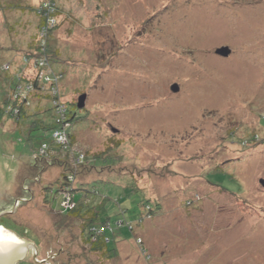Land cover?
<instances>
[{
	"label": "rangeland",
	"instance_id": "374dc122",
	"mask_svg": "<svg viewBox=\"0 0 264 264\" xmlns=\"http://www.w3.org/2000/svg\"><path fill=\"white\" fill-rule=\"evenodd\" d=\"M53 1L47 48L56 68L73 69L57 95L76 105L87 94L67 128L84 154L78 198L96 225L110 218L115 238L111 251L94 249L89 216L63 212L45 187L79 165L57 148L34 156L52 131L30 125L51 123L50 112L20 124L5 112L19 65L30 59L28 83L44 75L30 52L44 17L43 0H0V237L35 243L16 264H264V0ZM9 45L20 54L8 57ZM223 45L229 57L216 53ZM37 84L47 95L53 81ZM38 93H27L30 114L52 102ZM143 192L160 209L136 221Z\"/></svg>",
	"mask_w": 264,
	"mask_h": 264
},
{
	"label": "trees",
	"instance_id": "16d2710c",
	"mask_svg": "<svg viewBox=\"0 0 264 264\" xmlns=\"http://www.w3.org/2000/svg\"><path fill=\"white\" fill-rule=\"evenodd\" d=\"M39 32V30H38ZM38 45V44H37ZM35 49H37L38 51V47L36 46ZM32 52V51H31ZM35 52H32V54H34ZM47 55H48V60L49 61V66H52V68L54 67V64H53V57H52V54H51V51L48 49L47 51ZM15 65V64H14ZM25 67L26 66H18L16 69H15V73L14 75H11V79L9 77V88H10V93L8 92L7 94V97L5 99V106H7V104L12 101L14 106L18 109V113L15 114V119L17 120L18 124H20V120L22 117L26 118V119H30L32 117L36 118L39 114H43V113H46V112H50L51 114V117H52V122L51 123H48L47 121H45L44 119H38V120H33V122L31 123L30 126H32L33 129L31 130H34V129H42L43 131H48V130H51L53 132V130H56V129H59L61 128V124L59 122H57L58 118L60 117V115L57 113V109L55 108L54 105H52V103H44L43 106L44 108H40L39 109V113H31L29 112L30 110V107H26L24 106V103L25 101H27L26 99H24L23 102H21V99H22V96H19L18 98H16L15 100L12 99L13 97V90L16 89L20 84H23L24 83V80L22 79L21 77V74L23 73V71H25ZM50 69L51 70V73H50V76L54 78L55 75H58L59 76V80H58V83L65 77V75H63V71H57L56 69ZM61 74V75H59ZM35 81V82H34ZM34 81H31L34 86H35V90L38 91V95L37 96H40V100L43 98V96H46V98H49V100H52L51 98V93L48 91L47 92V95H43L40 93V90L38 88V84H37V79H34ZM59 86H60V83H59ZM17 91H20L17 89ZM35 91V92H36ZM61 91V90H60ZM33 94V93H32ZM63 93L61 92V95ZM12 97H11V96ZM64 95V94H63ZM28 96V95H27ZM45 98V97H44ZM43 98V100H44ZM12 99V100H11ZM29 102V97H28V101ZM32 104V103H31ZM66 105V111H63L65 114V117L67 118V121L70 122V126L69 128L74 127V122H75V118H76V112L70 108V105H72V107L76 106L75 104H72L71 102H68L66 101L65 103ZM72 109V110H71ZM34 114V115H33ZM69 133V139H70V145L71 147L67 148L65 151L68 152L67 154H70L72 153V149H75V144H74V138L75 136H73L74 134H71V132H68ZM47 143L48 144V147H49V150H50V153L52 150H55L56 148L59 150V151H63V149H61L62 147L59 146L54 138H52V134H51V137L48 138V137H43L40 142H39V145L42 144V143ZM74 151V150H73ZM109 153H112L114 154L113 152H109ZM108 153V154H109ZM101 156H104V155H101ZM114 160L116 158V155L113 156ZM115 162V161H114ZM84 163V161H83ZM111 164L107 165V166H110ZM95 166V165H94ZM80 167V166H79ZM72 168V170H70L69 172L67 171H64L62 173V175L56 180L55 183L58 184V187L57 188H54L52 186V183H50L49 186H45L47 189H48V192H52L54 194V199L58 202V204L61 206V200L63 198V193L65 191H69V193L72 195V198L75 202V207L74 209H78L79 210V213L80 215L83 217V216H86V214L89 216L87 217L88 218V221H87V224H86V234H87V241L89 243L92 244L93 248L94 249H103L104 251H111L113 249V245H112V241H113V238H115L114 236H111L109 235L110 231L113 229V228H110L113 227V224L110 220V218H107V220H104L101 224L99 225H96L95 224V220H94V217L96 215V209L94 206L90 205L89 203H86V196H84V194L82 195V198H78V192L80 190H83V188L81 187H78L77 186V183H78V168ZM69 175H72L74 180H70ZM76 184V186H75ZM138 188V187H137ZM225 188V187H224ZM142 191V190H141ZM143 195H144V198H143V201L140 203V209L142 210L140 212V214H136V212L134 213V211H132V217L134 216H137V220L143 216H145L146 214H156L158 213V209H160V203L157 202L156 200L154 199H151V198H148L146 196V194L143 192ZM117 203H119L120 205V209L122 210V215H123V219L121 220H118L119 221V226H122L124 227V229H126V231L128 233H124V235H127V236H132L133 234V231H134V221H132L131 219H127L128 217L126 216V210H129V206H125L123 204H120V200H117ZM122 203V202H121ZM73 209L71 210H64L62 209L63 212H72ZM111 223V224H110ZM0 228H8L7 226H5L4 224H0Z\"/></svg>",
	"mask_w": 264,
	"mask_h": 264
},
{
	"label": "built area",
	"instance_id": "2783aa9c",
	"mask_svg": "<svg viewBox=\"0 0 264 264\" xmlns=\"http://www.w3.org/2000/svg\"><path fill=\"white\" fill-rule=\"evenodd\" d=\"M54 1L53 0H43V3L41 4L40 7H38L37 11L39 13L42 14V16L44 17L43 21L41 22V26L39 28V48H38V53H35L33 55V58L35 60L34 62V66L37 67L39 70L40 69H44V71H42L44 73V75H37V77L35 79L38 80L39 77L44 78V80L48 81V80H52L53 81V86L52 88L49 87L48 91L51 93V98H52V105L55 106V108L57 109V113L60 115V117L58 118L57 122H59L61 124V128L53 130L52 132V138H54L55 142L61 146L63 149V151H65L67 148L71 147L70 145V139H69V133L67 131V128L70 126V122L67 121V118L65 117V113L63 111H66V105L64 102H62L60 100V97L57 94H61V91L59 89V76L55 75L53 79L50 76L51 70L49 69V61H48V55H47V45L46 41L48 40V33L50 31V29L54 26L55 22H56V16H55V6H54ZM29 58V57H26ZM29 61L30 59H26V61H24V63L26 64V68H29ZM10 64L3 66V70L6 71L8 69H10L9 66ZM51 86V85H50ZM20 90V91H17ZM35 92V86L32 82L28 83L26 81H24L23 84H20L16 89L13 90L12 94L13 97L12 99L15 100L16 98H18L19 96H24V99H26L27 97V93L29 92ZM47 91V92H48ZM11 94V93H10ZM58 96V97H57ZM11 99V100H12ZM5 112L9 113L13 116H15V114H17L19 111L18 109L14 106L13 102L10 101L7 106H5ZM64 122H66V125L64 124ZM74 150V151H73ZM72 152L76 155V159L75 165L78 167L81 165L80 163H82L84 161V154L82 152H80L79 154L77 153V150L72 149ZM50 155V150L48 147L47 143H42L38 146V148L36 149L34 156L35 157H47ZM70 180H74L72 175H69ZM61 207L64 210H71L74 209L75 207V202L72 198V195L69 193V191H65L63 193V198L61 200Z\"/></svg>",
	"mask_w": 264,
	"mask_h": 264
},
{
	"label": "water",
	"instance_id": "95a60500",
	"mask_svg": "<svg viewBox=\"0 0 264 264\" xmlns=\"http://www.w3.org/2000/svg\"><path fill=\"white\" fill-rule=\"evenodd\" d=\"M217 53L222 56H227L230 53V49L227 46H222L217 49ZM173 91L179 90V85L174 83L171 86ZM87 94L83 93L78 100L77 106L83 108L86 105ZM261 183L264 185V179H261ZM0 213V216H3ZM35 243L31 241L28 237H9L0 239V264H16V262L24 256L29 249L33 246L35 248Z\"/></svg>",
	"mask_w": 264,
	"mask_h": 264
},
{
	"label": "crops",
	"instance_id": "0c3cea01",
	"mask_svg": "<svg viewBox=\"0 0 264 264\" xmlns=\"http://www.w3.org/2000/svg\"><path fill=\"white\" fill-rule=\"evenodd\" d=\"M52 45V44H51ZM35 47H36V44L35 45H32V47H31V49H30V52L31 51H34V49H35ZM16 48V49H15ZM19 47L18 46H11V45H9V46H6V47H3V52L8 56V57H15V56H17L18 54H20V52H19ZM60 54H62V52L60 51L57 55H56V57L54 58V59H59V57H60ZM68 61H69V59H67L66 60V62L68 63ZM11 62V61H10ZM70 62V61H69ZM20 66V65H19ZM54 67H55V65H54ZM55 69L57 70V71H63L64 72V74L65 75H69V72H71L70 74H72L73 73V69H67V68H64V67H58V68H56L55 67ZM9 93H10V88H9Z\"/></svg>",
	"mask_w": 264,
	"mask_h": 264
},
{
	"label": "flooded vegetation",
	"instance_id": "af4514ba",
	"mask_svg": "<svg viewBox=\"0 0 264 264\" xmlns=\"http://www.w3.org/2000/svg\"><path fill=\"white\" fill-rule=\"evenodd\" d=\"M223 46H227V47H229V49H230V53L226 56V57H229L230 55H231V53H232V48L229 46V45H223ZM222 47V46H221ZM220 47H218L217 49H219ZM217 49H216V53H217Z\"/></svg>",
	"mask_w": 264,
	"mask_h": 264
},
{
	"label": "bare ground",
	"instance_id": "6f19581e",
	"mask_svg": "<svg viewBox=\"0 0 264 264\" xmlns=\"http://www.w3.org/2000/svg\"><path fill=\"white\" fill-rule=\"evenodd\" d=\"M3 238H4V237H2V238L0 237V239H3Z\"/></svg>",
	"mask_w": 264,
	"mask_h": 264
}]
</instances>
